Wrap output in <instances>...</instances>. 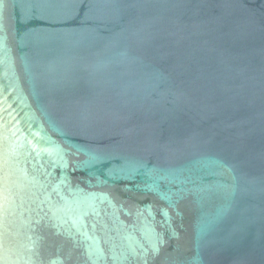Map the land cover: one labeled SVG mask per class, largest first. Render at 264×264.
<instances>
[{"label": "water", "instance_id": "95a60500", "mask_svg": "<svg viewBox=\"0 0 264 264\" xmlns=\"http://www.w3.org/2000/svg\"><path fill=\"white\" fill-rule=\"evenodd\" d=\"M0 264H264V0H0Z\"/></svg>", "mask_w": 264, "mask_h": 264}]
</instances>
